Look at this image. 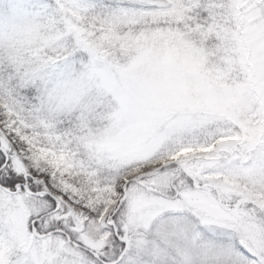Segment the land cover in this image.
<instances>
[{"label":"snow or ice","instance_id":"6c2138e0","mask_svg":"<svg viewBox=\"0 0 264 264\" xmlns=\"http://www.w3.org/2000/svg\"><path fill=\"white\" fill-rule=\"evenodd\" d=\"M0 264H264V0H0Z\"/></svg>","mask_w":264,"mask_h":264}]
</instances>
